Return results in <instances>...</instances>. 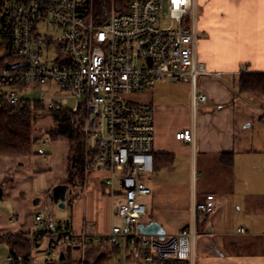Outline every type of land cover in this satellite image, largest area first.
Wrapping results in <instances>:
<instances>
[{
  "label": "built area",
  "instance_id": "1",
  "mask_svg": "<svg viewBox=\"0 0 264 264\" xmlns=\"http://www.w3.org/2000/svg\"><path fill=\"white\" fill-rule=\"evenodd\" d=\"M96 1H106L101 13ZM197 20L198 0H0V33L11 39V59L0 71V102L17 105L36 86L49 109L86 111L85 163L108 174L107 236L90 224L74 232L70 220L56 219L45 204L34 216L33 245L49 240L50 249L84 250L104 241L146 264L192 259L194 227L164 239L139 231L144 199L152 193L144 177L155 171V120L130 97L168 79L193 84L211 76L198 60ZM196 100L207 102L204 95ZM176 139L196 141L192 129ZM40 142L46 147L52 140ZM43 147L37 154L46 158ZM215 209V196L207 195L193 211L210 215Z\"/></svg>",
  "mask_w": 264,
  "mask_h": 264
},
{
  "label": "crops",
  "instance_id": "2",
  "mask_svg": "<svg viewBox=\"0 0 264 264\" xmlns=\"http://www.w3.org/2000/svg\"><path fill=\"white\" fill-rule=\"evenodd\" d=\"M197 29L198 60L211 76L193 84L168 79L131 96L155 120V171L144 177L152 193L144 199L147 213L139 226L157 223L163 238L195 228L192 259L165 264H264V95L241 90L242 75H264V0H198ZM197 95L207 102L197 101ZM187 129L194 132V145L176 139ZM91 171L79 190L70 186L74 199L60 209L74 232L90 224L103 237L112 218L100 175L107 172ZM207 195L215 196L216 209L210 215L194 212ZM30 212L32 224L26 220L17 230L0 228V233L36 231L37 210ZM41 243L32 245V253ZM44 255L51 260L38 263L32 257L31 264H146L104 241L84 250L49 244Z\"/></svg>",
  "mask_w": 264,
  "mask_h": 264
},
{
  "label": "trees",
  "instance_id": "3",
  "mask_svg": "<svg viewBox=\"0 0 264 264\" xmlns=\"http://www.w3.org/2000/svg\"><path fill=\"white\" fill-rule=\"evenodd\" d=\"M106 1H96L97 13H101ZM11 39L8 34L0 33V71L10 60ZM4 62V63H3ZM241 90L244 94L264 95V75L244 74L241 77ZM48 120L50 123H48ZM87 112L72 113L68 109L55 107L49 109L41 101L22 100L17 105L0 102V158H24L33 154V148L39 141L38 133L49 135L51 140L59 137L66 139L70 146L68 157L69 186L83 183L86 154L85 126ZM39 123H45L43 130L37 129ZM90 167L87 171L91 170ZM3 194L0 193V200ZM28 233H0V242L10 248V257L24 264L31 262L33 244Z\"/></svg>",
  "mask_w": 264,
  "mask_h": 264
},
{
  "label": "rangeland",
  "instance_id": "4",
  "mask_svg": "<svg viewBox=\"0 0 264 264\" xmlns=\"http://www.w3.org/2000/svg\"><path fill=\"white\" fill-rule=\"evenodd\" d=\"M0 57H3V53L1 52ZM174 88L173 90L176 91ZM22 97L24 100L30 102L40 101V89L32 86L22 94ZM132 98L135 99L134 97ZM185 119L186 116L184 115L180 117L182 124H185ZM48 123H50L49 120ZM45 127V123L37 125V129L39 130H43ZM38 135L40 139L35 144L31 156L24 158H0V193L3 194V198L0 200V228H5L9 231L17 230L20 227L19 225L26 220L32 224L33 215L30 211L34 208L38 210L45 204L53 210L52 215L56 219L64 220L68 217L67 214L64 215V210H61L58 205L53 204L49 196L53 188L68 182L69 143L66 139L59 137L56 140H52L50 145L43 147L40 141L50 136L43 133H38ZM39 147H43L46 150V158L37 154ZM88 169L89 167L86 164L83 182H85L89 174ZM94 172L96 173L95 168H92L90 173ZM100 175H102V180L105 182L107 174L101 173ZM80 187L81 185L77 186L76 190H79ZM36 199H40L41 202L35 207L33 202ZM18 220L19 223H17ZM37 229L35 224V230ZM49 244V240H44L40 247L32 253V257L38 263L51 260L44 255V252L49 249ZM8 257H10V248L4 242H0V264H11L7 261ZM84 257V252H81L80 259L82 262ZM99 261L97 264H99Z\"/></svg>",
  "mask_w": 264,
  "mask_h": 264
},
{
  "label": "water",
  "instance_id": "5",
  "mask_svg": "<svg viewBox=\"0 0 264 264\" xmlns=\"http://www.w3.org/2000/svg\"><path fill=\"white\" fill-rule=\"evenodd\" d=\"M17 66V65H16ZM16 66H12L10 68H15ZM144 111H147L146 109H143ZM94 121H91V128L93 127ZM73 197V191L70 189V186L66 184H60L53 188L52 192L50 193V199L55 205H58L59 208L64 209L67 204H70L72 202ZM40 203V199H36L33 204L35 206H38ZM139 231L143 235L147 236H157L159 239H164L162 236H164V231L161 229V227L157 223H151L150 225L139 226ZM40 233L43 231L40 230Z\"/></svg>",
  "mask_w": 264,
  "mask_h": 264
}]
</instances>
